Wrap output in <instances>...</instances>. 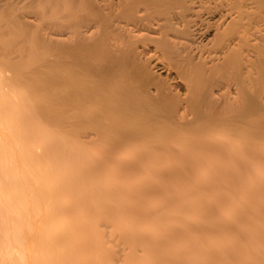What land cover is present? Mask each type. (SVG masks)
<instances>
[{
  "label": "bare ground",
  "instance_id": "bare-ground-1",
  "mask_svg": "<svg viewBox=\"0 0 264 264\" xmlns=\"http://www.w3.org/2000/svg\"><path fill=\"white\" fill-rule=\"evenodd\" d=\"M0 256L264 264V0H0Z\"/></svg>",
  "mask_w": 264,
  "mask_h": 264
},
{
  "label": "rangeland",
  "instance_id": "rangeland-1",
  "mask_svg": "<svg viewBox=\"0 0 264 264\" xmlns=\"http://www.w3.org/2000/svg\"><path fill=\"white\" fill-rule=\"evenodd\" d=\"M160 73L163 75V77H165V76H167V74H168L169 72L163 69V70H160ZM100 168H101V170L98 169V171L101 172V171L103 170V168H102L101 166H100ZM104 168H105V167H104ZM96 170H97V169H96ZM98 171H95V172H98ZM91 173H93V172H91ZM91 173H90V174H91ZM101 174H102V173H101ZM91 175H92V176L95 175V176L97 177V176H99L100 174L97 175L96 173H94V175H93V174H91ZM0 257H1V256H0ZM0 259H1V258H0ZM1 260H3V259H1ZM1 260H0V261H1ZM5 260H6V259H5ZM7 261H8V260H7ZM9 261L11 262V260H9ZM4 262H6V261H4ZM10 262H8V264H11ZM0 264H3V263H0ZM5 264H7V262H6Z\"/></svg>",
  "mask_w": 264,
  "mask_h": 264
}]
</instances>
